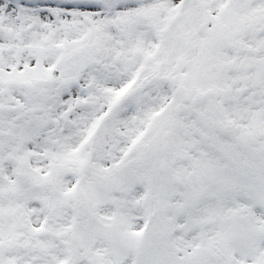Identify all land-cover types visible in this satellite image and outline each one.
Listing matches in <instances>:
<instances>
[{"label":"snow or ice","instance_id":"snow-or-ice-1","mask_svg":"<svg viewBox=\"0 0 264 264\" xmlns=\"http://www.w3.org/2000/svg\"><path fill=\"white\" fill-rule=\"evenodd\" d=\"M0 264H264V0H0Z\"/></svg>","mask_w":264,"mask_h":264}]
</instances>
